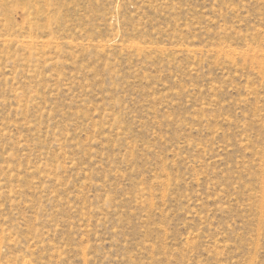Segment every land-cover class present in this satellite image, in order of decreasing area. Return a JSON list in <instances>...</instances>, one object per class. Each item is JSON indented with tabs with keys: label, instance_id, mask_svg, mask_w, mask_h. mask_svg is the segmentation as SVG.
Listing matches in <instances>:
<instances>
[{
	"label": "rangeland",
	"instance_id": "1",
	"mask_svg": "<svg viewBox=\"0 0 264 264\" xmlns=\"http://www.w3.org/2000/svg\"><path fill=\"white\" fill-rule=\"evenodd\" d=\"M0 264H264V0H0Z\"/></svg>",
	"mask_w": 264,
	"mask_h": 264
}]
</instances>
